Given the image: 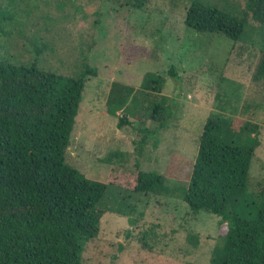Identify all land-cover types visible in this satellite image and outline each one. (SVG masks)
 Returning a JSON list of instances; mask_svg holds the SVG:
<instances>
[{
    "label": "rangeland",
    "instance_id": "rangeland-1",
    "mask_svg": "<svg viewBox=\"0 0 264 264\" xmlns=\"http://www.w3.org/2000/svg\"><path fill=\"white\" fill-rule=\"evenodd\" d=\"M209 1L240 12L245 0ZM189 2L143 0L135 9L133 0H0V62L74 77L84 55L96 69L84 85L64 161L85 178L120 190H111L114 210L101 216L97 235L84 245L83 264H209L223 235L218 217L193 214L177 198L124 191L132 188L136 164L165 175L171 154L193 160L211 112L230 116L237 130L245 121L257 125L248 190L255 196L264 188V84L251 82L264 28L247 18L236 42L195 33L183 24ZM170 65L178 82L167 76ZM145 73L163 77L160 94L173 98L177 110L155 147L147 143L138 156L132 143L139 135L116 128L105 99L112 82L137 88ZM115 152L121 156L108 162ZM187 235L198 237L196 247Z\"/></svg>",
    "mask_w": 264,
    "mask_h": 264
},
{
    "label": "trees",
    "instance_id": "trees-1",
    "mask_svg": "<svg viewBox=\"0 0 264 264\" xmlns=\"http://www.w3.org/2000/svg\"><path fill=\"white\" fill-rule=\"evenodd\" d=\"M142 4L133 0L131 7ZM247 18L264 28V0H245L240 12L190 0L183 24L236 42ZM95 76L84 55L74 77L0 62V264H83L84 245L97 235L101 216L114 210L110 193L120 188L89 180L64 161L84 85ZM167 76L178 82L174 65ZM251 82L264 84V49ZM163 85V77L145 73L137 88L112 82L108 89L105 112L117 119V129L137 132L132 144L138 156L147 143L155 147L159 131L176 120L175 100L160 94ZM257 128L245 121L237 130L230 116L211 112L193 160L171 154L165 175L136 164L132 188L124 192L177 198L193 214L218 217L223 235L209 264H264V188L255 196L248 190ZM118 156L112 153L108 162ZM186 241L196 247L198 237L187 235Z\"/></svg>",
    "mask_w": 264,
    "mask_h": 264
}]
</instances>
